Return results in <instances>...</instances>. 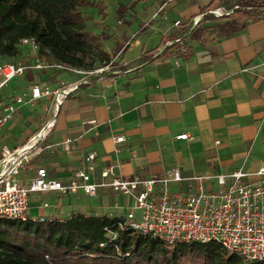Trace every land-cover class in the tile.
Masks as SVG:
<instances>
[{"label":"crops","instance_id":"crops-1","mask_svg":"<svg viewBox=\"0 0 264 264\" xmlns=\"http://www.w3.org/2000/svg\"><path fill=\"white\" fill-rule=\"evenodd\" d=\"M91 1V7L80 9L86 30L104 37L101 50L117 64L112 73L81 86L58 106L52 98L38 100L45 115L29 114L28 104L17 107L0 128V149L20 148L48 125L41 151L26 165L21 182L43 168L50 180L66 185L86 167L89 153L96 156L93 183L101 182L106 168L124 179L144 180L177 169L182 180L168 183L171 196L199 189L217 192L224 187L212 177L237 170L249 175L243 183L254 182L264 163V15L245 19L241 31L225 36L213 28L222 22L204 16L222 0ZM202 19L199 25L206 30L198 40L190 39L194 21ZM176 22L180 25L174 26ZM24 52L22 62L30 67L34 55L28 47ZM27 72L0 91V110L32 86L55 90L61 82L72 85L80 79L53 70ZM25 123L33 132L11 144L17 127L24 129ZM180 135L188 140L177 139ZM115 137L124 141L115 143ZM230 184L227 179L225 187ZM132 206L131 197L102 187L94 197L32 194L28 214L59 221L77 215L123 220Z\"/></svg>","mask_w":264,"mask_h":264},{"label":"built area","instance_id":"built-area-1","mask_svg":"<svg viewBox=\"0 0 264 264\" xmlns=\"http://www.w3.org/2000/svg\"><path fill=\"white\" fill-rule=\"evenodd\" d=\"M212 13L209 11L204 16ZM231 13L232 10L226 15ZM179 25L180 22L174 23V26ZM20 43L32 52L34 63L30 67L16 62L1 63L0 91L13 79L22 77L27 69L64 72L80 79L72 85L61 82L55 90L32 86L27 94L14 97L12 103L0 110V128L12 120L18 106L34 104L42 98H52L54 107L58 106L62 99L88 84L84 80L85 76L103 74L110 67L108 64L93 72H84L66 64L42 60L33 39H23ZM47 128L48 125L20 148L10 150L3 146L0 149V219L42 223L46 220L44 217L31 218L28 214L30 195L50 192L75 195L81 192L94 197L99 188L108 187L114 193L133 199L131 210L123 220L118 219L116 225L120 229L149 236L168 246L177 243H213L219 245L224 252L238 256L243 262L264 261V163L255 173L256 179L252 183H243L242 179L249 175L237 170L230 175L212 177L219 186L224 187L221 190L205 192L199 189L196 194L189 195L180 193L171 196L168 193L169 182L182 180L177 169L166 177L144 180L137 177L124 179L117 176L112 168H106L99 175L101 182L93 183L91 174L96 158L94 153L86 155V167L77 171L66 185L50 180L43 168L36 169L34 176L24 184L20 180L21 174L35 152L41 151L40 143L45 138ZM42 132V137L32 144ZM177 139L188 140V136L180 135ZM113 140L119 144L124 138L115 137ZM69 143V139L63 142L65 150L69 149ZM209 178L211 177H200L197 180ZM227 179L232 180V184L225 187ZM42 207L46 208L47 205Z\"/></svg>","mask_w":264,"mask_h":264},{"label":"trees","instance_id":"trees-1","mask_svg":"<svg viewBox=\"0 0 264 264\" xmlns=\"http://www.w3.org/2000/svg\"><path fill=\"white\" fill-rule=\"evenodd\" d=\"M92 5L91 0H0V59L25 66L20 57L25 46L20 42L33 39L38 56L53 63L82 69V58L96 53L108 65L109 56L101 50L104 37L86 30L80 12ZM235 7L213 27L220 34H235L244 28L245 19L264 15V0L244 1ZM203 20L190 39L203 35L206 28L199 25ZM117 222L91 215L42 223L0 219V264H264L243 262L213 243L168 246L120 229Z\"/></svg>","mask_w":264,"mask_h":264},{"label":"rangeland","instance_id":"rangeland-1","mask_svg":"<svg viewBox=\"0 0 264 264\" xmlns=\"http://www.w3.org/2000/svg\"><path fill=\"white\" fill-rule=\"evenodd\" d=\"M244 1H253V0H222L220 6L218 8L211 10V12H218V14H214V15L207 14V15H205V18L207 20H209L210 22H213L212 19H214V20H216L215 22L218 23L221 21V20H219L220 17L225 16L227 13H229V11H231L233 8H235V5H239V3H242ZM20 57H22V59L24 61V59L26 58V54L21 51ZM82 59H83L84 65H83L81 70L84 72H93L94 70L99 69L105 65V62L96 53L87 55V56L83 57ZM4 61H6V60L0 59V63H4ZM109 64H110V67H109L110 69H108V71H106L100 75H87V76H85L84 80L87 81L88 83L94 82L97 77H99V76L105 77L108 75V73H112L114 70V69H112V66L115 67L117 62H115V61L111 62L110 61ZM64 74H67V73H64ZM26 110H27L26 112H29V114L34 115V116L45 115L43 106L39 103L28 104ZM23 127H24V129L17 127L15 132H18V131L19 132H18V134H16L14 132V137L11 140V144H16L18 137H21L23 135L26 137V134H31L34 130V129H32L33 127L29 124L27 125V123H25L23 125ZM18 142H20V141H18Z\"/></svg>","mask_w":264,"mask_h":264},{"label":"bare ground","instance_id":"bare-ground-1","mask_svg":"<svg viewBox=\"0 0 264 264\" xmlns=\"http://www.w3.org/2000/svg\"><path fill=\"white\" fill-rule=\"evenodd\" d=\"M214 14H218V12H213L212 15ZM44 134V132H42L38 137H36V139L32 142V144L39 138L42 137V135Z\"/></svg>","mask_w":264,"mask_h":264},{"label":"water","instance_id":"water-1","mask_svg":"<svg viewBox=\"0 0 264 264\" xmlns=\"http://www.w3.org/2000/svg\"><path fill=\"white\" fill-rule=\"evenodd\" d=\"M200 21H197L196 22V24H193V28L195 27V26H197V24L199 23ZM192 32V31H191Z\"/></svg>","mask_w":264,"mask_h":264}]
</instances>
